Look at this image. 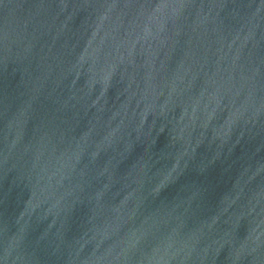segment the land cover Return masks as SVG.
Masks as SVG:
<instances>
[{
    "label": "water",
    "instance_id": "95a60500",
    "mask_svg": "<svg viewBox=\"0 0 264 264\" xmlns=\"http://www.w3.org/2000/svg\"><path fill=\"white\" fill-rule=\"evenodd\" d=\"M0 264H264V0H0Z\"/></svg>",
    "mask_w": 264,
    "mask_h": 264
}]
</instances>
